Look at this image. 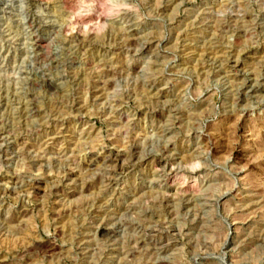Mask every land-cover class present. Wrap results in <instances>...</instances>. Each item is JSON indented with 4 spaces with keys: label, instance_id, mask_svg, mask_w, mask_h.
<instances>
[{
    "label": "rangeland",
    "instance_id": "rangeland-1",
    "mask_svg": "<svg viewBox=\"0 0 264 264\" xmlns=\"http://www.w3.org/2000/svg\"><path fill=\"white\" fill-rule=\"evenodd\" d=\"M10 1L0 264H264V0Z\"/></svg>",
    "mask_w": 264,
    "mask_h": 264
},
{
    "label": "bare ground",
    "instance_id": "bare-ground-1",
    "mask_svg": "<svg viewBox=\"0 0 264 264\" xmlns=\"http://www.w3.org/2000/svg\"><path fill=\"white\" fill-rule=\"evenodd\" d=\"M21 1V3H22V0H19V2ZM40 1V0H39ZM16 2V1H15ZM15 2H14V0H12V1H10L9 3H6V7H8V9H13L14 7H15ZM18 2V1H17ZM44 2V1H43ZM42 1L41 2H37L36 4L40 7V6H43L44 5V3H43ZM35 4V5H36ZM36 5V6H37ZM19 7V6H18ZM16 8V7H15ZM14 8V9H15ZM21 9H25V7H24V5H22L21 6ZM2 10V9H1ZM21 11V10H20ZM23 12H24V10H23ZM22 13V12H21ZM25 13V12H24ZM23 13V14H24ZM23 16V15H22ZM24 18V17H23ZM25 21H28V17L25 15ZM33 20H30V22H28V24H29V26H30V28L34 31V32H37L36 30L38 29V26L37 25H35V22H32ZM42 46H44V45H42V41L41 40H38V39H34V47L36 48V49H38V50H40L41 48H42ZM16 85V84H15ZM1 101V100H0ZM97 160V159H96ZM104 228V227H103ZM108 232L109 231H107L106 229H102L101 230V234L102 235H106V234H108ZM152 242V241H151ZM155 244V243H154ZM158 246V245H157ZM156 247V246H155ZM163 247V246H162ZM159 248V247H158ZM161 249V248H160Z\"/></svg>",
    "mask_w": 264,
    "mask_h": 264
},
{
    "label": "clouds",
    "instance_id": "clouds-1",
    "mask_svg": "<svg viewBox=\"0 0 264 264\" xmlns=\"http://www.w3.org/2000/svg\"><path fill=\"white\" fill-rule=\"evenodd\" d=\"M204 165L203 164H201V167H203Z\"/></svg>",
    "mask_w": 264,
    "mask_h": 264
}]
</instances>
